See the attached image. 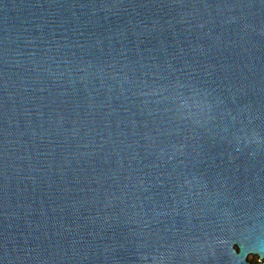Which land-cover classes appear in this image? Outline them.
Wrapping results in <instances>:
<instances>
[{
	"label": "water",
	"instance_id": "obj_1",
	"mask_svg": "<svg viewBox=\"0 0 264 264\" xmlns=\"http://www.w3.org/2000/svg\"><path fill=\"white\" fill-rule=\"evenodd\" d=\"M0 264H264V0H0Z\"/></svg>",
	"mask_w": 264,
	"mask_h": 264
},
{
	"label": "flooded vegetation",
	"instance_id": "obj_2",
	"mask_svg": "<svg viewBox=\"0 0 264 264\" xmlns=\"http://www.w3.org/2000/svg\"><path fill=\"white\" fill-rule=\"evenodd\" d=\"M248 260H249L251 263H254V262L257 261L255 257H251V256L248 257Z\"/></svg>",
	"mask_w": 264,
	"mask_h": 264
}]
</instances>
